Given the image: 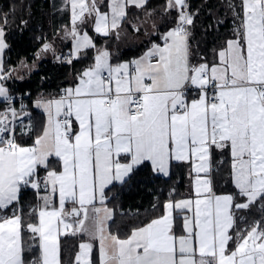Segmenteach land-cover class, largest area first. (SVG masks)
<instances>
[{
    "label": "snow or ice",
    "instance_id": "6c2138e0",
    "mask_svg": "<svg viewBox=\"0 0 264 264\" xmlns=\"http://www.w3.org/2000/svg\"><path fill=\"white\" fill-rule=\"evenodd\" d=\"M220 9L205 31L231 28L204 50L191 0H61L71 50L56 59L90 62L34 101L39 126L7 86L16 69L0 16V264H63L67 236L82 240L70 264H264V0ZM89 30L141 51L122 59ZM177 167L188 193L172 187L158 214L113 231L109 193L138 170ZM225 169L231 187L220 189Z\"/></svg>",
    "mask_w": 264,
    "mask_h": 264
},
{
    "label": "trees",
    "instance_id": "16d2710c",
    "mask_svg": "<svg viewBox=\"0 0 264 264\" xmlns=\"http://www.w3.org/2000/svg\"><path fill=\"white\" fill-rule=\"evenodd\" d=\"M162 2L163 0H152L153 6H158ZM191 4L193 9H200L198 17L200 23L194 30V46L199 45L204 50L210 49L227 34L231 23L226 22L219 32L214 28L205 31L209 25L215 23L216 13L223 18L220 0H191ZM59 8L54 0H0V16L6 14L8 17L6 39L10 47L4 54L6 69L17 70L21 62L25 61L37 64L36 69L23 78H17L13 73V78L7 81L10 92L28 93L30 97L58 94L63 88L72 86L77 72L90 62V59L81 62L74 60L73 64L69 65L56 59L58 54L65 56L71 50V41L64 39L63 31L64 26L69 24V14L66 11H59ZM132 11L136 10L132 9ZM21 21H27V24H22ZM89 34L93 36L97 47L108 46L121 58L130 59L141 51L140 48L129 44H117L114 40L99 36L91 30ZM53 39L59 40L60 52L53 57L48 56L47 52H42L37 57L43 44ZM92 55V51H89V57ZM31 109L34 114H37L36 109L32 107ZM226 179L227 170L225 169L216 177L220 189L231 187L230 184L225 183ZM189 180L186 167L175 168L170 177L155 175L150 168L138 170L126 186L117 187L109 193L110 196H116L115 200H110L108 203L111 207L117 208L116 223L112 225L113 231L118 230L122 235L126 234L132 226L158 214L154 213L151 207L157 198L160 201L166 199L172 187L181 194H187ZM31 196L32 194L29 193L27 199L30 200ZM137 210L139 218L135 216ZM121 212L123 215L120 214ZM81 241L79 237L61 238L63 264H70Z\"/></svg>",
    "mask_w": 264,
    "mask_h": 264
},
{
    "label": "rangeland",
    "instance_id": "374dc122",
    "mask_svg": "<svg viewBox=\"0 0 264 264\" xmlns=\"http://www.w3.org/2000/svg\"><path fill=\"white\" fill-rule=\"evenodd\" d=\"M54 2H55V4H57V5H61V0H54ZM64 35H65V33H64ZM64 39H66V38H64ZM59 40H52V41H50L49 43H51V44H53V46H54V48H55V53H53L52 51H48L47 52V55L48 56H50V57H53V55L54 54H58L59 52H60V44H59V42H58ZM58 56H60V54H58ZM67 55H65V57H66ZM24 65H27V67H24ZM36 66H37V64H36V62H28V61H25V62H21V64H20V66L18 67V70H16L15 72H14V76L16 77H21V78H23L22 76H20V75H22V73H23V75L25 76L26 74H29V73H31L32 71H34L35 69H36ZM22 70V71H21ZM32 111V110H31Z\"/></svg>",
    "mask_w": 264,
    "mask_h": 264
},
{
    "label": "crops",
    "instance_id": "0c3cea01",
    "mask_svg": "<svg viewBox=\"0 0 264 264\" xmlns=\"http://www.w3.org/2000/svg\"><path fill=\"white\" fill-rule=\"evenodd\" d=\"M57 7H60L59 5H57V4H55ZM124 45V44H123ZM122 59H128V58H122ZM17 70H18V68H17ZM22 71V70H21ZM27 75V74H26ZM25 75V76H26ZM20 76H22V77H24V75H23V73H22V75H20ZM17 77V76H16ZM21 78V77H20ZM45 96H47V95H45ZM30 104H32L31 105V107L32 108H34V109H36L35 107H34V102H32V103H30ZM31 107H30V105H29V108L31 109ZM32 110V109H31ZM37 110V114H34L33 113V111H31L32 112V114H33V125L34 126H39V125H41L42 123H43V121H44V119H45V114L42 112V110H40V109H36ZM30 111V110H29ZM190 181V180H189ZM189 187H190V182H189ZM110 208H113V207H111L110 205H108ZM82 242V241H81Z\"/></svg>",
    "mask_w": 264,
    "mask_h": 264
},
{
    "label": "built area",
    "instance_id": "2783aa9c",
    "mask_svg": "<svg viewBox=\"0 0 264 264\" xmlns=\"http://www.w3.org/2000/svg\"><path fill=\"white\" fill-rule=\"evenodd\" d=\"M16 98L17 101H22L25 105H29L30 103L34 102L38 97H30V95L28 93H22V92H11ZM29 110L31 111V109L29 108Z\"/></svg>",
    "mask_w": 264,
    "mask_h": 264
},
{
    "label": "bare ground",
    "instance_id": "6f19581e",
    "mask_svg": "<svg viewBox=\"0 0 264 264\" xmlns=\"http://www.w3.org/2000/svg\"><path fill=\"white\" fill-rule=\"evenodd\" d=\"M120 203V202H119Z\"/></svg>",
    "mask_w": 264,
    "mask_h": 264
}]
</instances>
